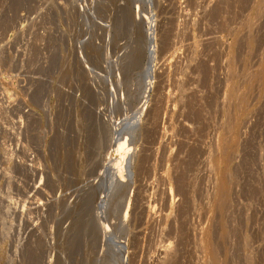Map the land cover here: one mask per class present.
I'll return each mask as SVG.
<instances>
[{
  "label": "rangeland",
  "instance_id": "1",
  "mask_svg": "<svg viewBox=\"0 0 264 264\" xmlns=\"http://www.w3.org/2000/svg\"><path fill=\"white\" fill-rule=\"evenodd\" d=\"M205 233L264 264V0H0V264H208Z\"/></svg>",
  "mask_w": 264,
  "mask_h": 264
},
{
  "label": "bare ground",
  "instance_id": "2",
  "mask_svg": "<svg viewBox=\"0 0 264 264\" xmlns=\"http://www.w3.org/2000/svg\"><path fill=\"white\" fill-rule=\"evenodd\" d=\"M152 27V26H151ZM151 29V28H150ZM153 37V31H150L149 30V38H150V43H151V38ZM154 38V37H153ZM151 49V44H149V50ZM150 52V51H149ZM152 54V53H151ZM151 54H149V55H151ZM130 64V63H129ZM122 68V67H121ZM151 66H150V63H148V65H147V69H146V76L148 75L149 76V74L151 75ZM186 91V90H185ZM182 92V91H181ZM181 92L179 93V94H181ZM189 92V91H188ZM195 92V91H194ZM183 93H185V92H183ZM182 93V94H183ZM184 95H186V94H184ZM190 95V94H189ZM187 96V95H186ZM185 96V97H186ZM195 96V95H194ZM181 97V96H180ZM183 97V96H182ZM188 97V96H187ZM191 97V96H190ZM198 97V96H197ZM196 98V97H195ZM169 99V98H168ZM181 99V98H180ZM179 99V100H180ZM194 99V98H193ZM198 99V98H197ZM186 100H188V99H186ZM186 100H182V101H186ZM241 100V99H240ZM181 101V102H182ZM239 101V100H238ZM242 101V100H241ZM193 102V101H192ZM191 103V102H190ZM196 103V102H195ZM192 104H194V103H192ZM188 106H189V103L187 104ZM185 106H186V104H185ZM190 107V106H189ZM188 107V108H189ZM168 108V107H167ZM181 108V107H180ZM187 108V107H186ZM190 108H192V107H190ZM183 110V109H182ZM188 110V109H187ZM190 113V112H189ZM142 114V111H141V109H140V111L137 113V115H135V120L137 121V119H140L139 117H140V115ZM191 115H193L192 113H191ZM136 121H135V123H136ZM139 121V120H138ZM136 125H137V123H136ZM136 127V126H135ZM240 130V129H239ZM225 139V138H224ZM180 143V142H179ZM238 143V142H237ZM174 144V143H173ZM182 144H183V142H182ZM230 145H232L231 144V142L230 141H225V142H223L222 143V145L220 146V147H218L216 150H217V152H222V154H223V152H225L227 149H228V147L230 146ZM182 147V146H181ZM184 147V146H183ZM216 147V146H215ZM231 152V154L230 155H232V152L233 151H230ZM234 154V153H233ZM237 154V153H236ZM213 155V154H212ZM233 156V155H232ZM229 157H231V156H229ZM233 159H234V157H233ZM183 160V159H182ZM229 162L230 161H228V163L226 164V165H224V168L223 169H221L220 170V167L219 166H217V164H215V165H213L214 167H213V169H215L216 170V172H217V177H218V182H217V185H218V188H219V191H220V193L221 194H224V196H226L227 195V193H228V191H229V187H228V183H229V179L230 178H232L234 175L232 174L233 172H230L229 170H228V168H229ZM219 163V162H218ZM182 164V163H181ZM178 165H180V164H178ZM183 165V164H182ZM185 167H187V166H184V168ZM183 168V167H182ZM189 168V167H188ZM146 170V169H145ZM182 170V169H181ZM185 171V170H184ZM214 171V170H213ZM181 172V171H180ZM185 173V172H184ZM186 175V174H185ZM183 176H180L179 178V180H182L183 178H182ZM186 181V180H185ZM181 182V181H180ZM183 184H184V182H183ZM179 185V184H178ZM181 187H182V185H180ZM181 191H182V189H181ZM187 191V190H186ZM186 193V192H185ZM183 194V193H182ZM184 196V195H183ZM187 196H188V194H187ZM186 196V197H187ZM189 198V197H188ZM183 202H185L184 200H183ZM187 203V202H186ZM188 203H189V201H188ZM188 203L186 204V205H188ZM183 204V203H182ZM154 207V206H153ZM185 207V206H184ZM188 207V206H187ZM148 208H151L150 206H148ZM180 209H181V207H180ZM187 208H185V210H186ZM184 211V210H183ZM183 213V212H182ZM184 213H186V212H184ZM152 214V213H151ZM180 214H181V212H180ZM180 214H179V216H180ZM184 217H185V214H184ZM183 216H182V218H184ZM140 220V219H139ZM173 220V219H172ZM182 220V219H181ZM224 235V234H223ZM181 237V236H180ZM182 238V237H181ZM203 239V241L201 240V242H202V245H203V249L205 250V252L207 253V263L208 264H219V262H217V259H216V247L214 246L216 243L214 242V241H212L213 240V238H212V234H210V236H209V234H207V233H205V236H203L202 237ZM186 239V238H185ZM212 239V240H211ZM183 241V240H182ZM169 243V242H168ZM213 243H215V244H213ZM182 244V243H181ZM199 244H201V243H199ZM122 245V244H121ZM163 254H164V261H167V263L168 264H176V256H177V254H175L172 250H171V248H170V246L167 244L166 246H165V248H164V250H163V252H162ZM2 254V253H1ZM5 254V253H4ZM181 254V253H180ZM4 256V255H3ZM6 258V257H5ZM178 258H179V256H178ZM3 261V260H2ZM1 261V262H2Z\"/></svg>",
  "mask_w": 264,
  "mask_h": 264
}]
</instances>
